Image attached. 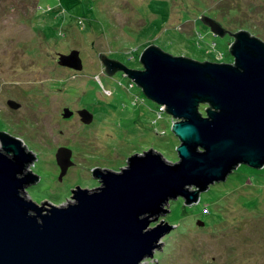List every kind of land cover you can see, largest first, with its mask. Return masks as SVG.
Listing matches in <instances>:
<instances>
[{"label": "rangeland", "instance_id": "1", "mask_svg": "<svg viewBox=\"0 0 264 264\" xmlns=\"http://www.w3.org/2000/svg\"><path fill=\"white\" fill-rule=\"evenodd\" d=\"M202 15L264 42V0H0V131L36 157L32 201L65 206L77 187L101 185L94 169L120 171L150 149L179 160L172 117L123 72L107 74L100 54L143 69L140 56L155 44L174 56L233 63L234 37L215 35ZM72 50L82 71L59 65V54ZM65 107L72 118H63ZM85 108L90 125L77 114ZM60 147L73 161L62 179ZM168 209L161 219L174 228L144 264H264V168L241 165L198 203L179 198Z\"/></svg>", "mask_w": 264, "mask_h": 264}, {"label": "water", "instance_id": "2", "mask_svg": "<svg viewBox=\"0 0 264 264\" xmlns=\"http://www.w3.org/2000/svg\"><path fill=\"white\" fill-rule=\"evenodd\" d=\"M201 19L215 35L234 37L233 63L174 56L155 44L140 56L143 69L100 54L107 74L123 72L165 107L180 141L177 162L150 149L129 157L120 171L94 169L101 185L77 187L74 202L37 204L26 191L39 180L29 170L36 157L24 141L0 131V264H144L174 228L161 219L171 200L196 204L239 166L264 168V42ZM59 65L82 71L80 51L59 54ZM74 114L69 107L62 113L65 119ZM77 114L86 125L94 120L87 108ZM56 160L62 179L73 165L72 151L60 147Z\"/></svg>", "mask_w": 264, "mask_h": 264}, {"label": "built area", "instance_id": "3", "mask_svg": "<svg viewBox=\"0 0 264 264\" xmlns=\"http://www.w3.org/2000/svg\"><path fill=\"white\" fill-rule=\"evenodd\" d=\"M159 108H160V110H161V114L165 112V107H164V106H160ZM159 112H160V111H159Z\"/></svg>", "mask_w": 264, "mask_h": 264}, {"label": "trees", "instance_id": "4", "mask_svg": "<svg viewBox=\"0 0 264 264\" xmlns=\"http://www.w3.org/2000/svg\"><path fill=\"white\" fill-rule=\"evenodd\" d=\"M201 110H203V111H204L203 107L201 108Z\"/></svg>", "mask_w": 264, "mask_h": 264}]
</instances>
